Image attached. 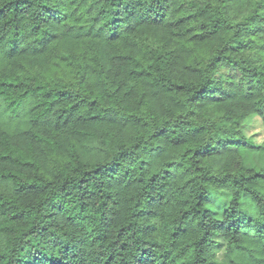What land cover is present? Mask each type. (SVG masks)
<instances>
[{
    "label": "trees",
    "instance_id": "1",
    "mask_svg": "<svg viewBox=\"0 0 264 264\" xmlns=\"http://www.w3.org/2000/svg\"><path fill=\"white\" fill-rule=\"evenodd\" d=\"M254 116L264 0H0V264H264Z\"/></svg>",
    "mask_w": 264,
    "mask_h": 264
},
{
    "label": "rangeland",
    "instance_id": "2",
    "mask_svg": "<svg viewBox=\"0 0 264 264\" xmlns=\"http://www.w3.org/2000/svg\"><path fill=\"white\" fill-rule=\"evenodd\" d=\"M242 128L248 144L254 148L262 144L264 141V122L259 117H250L243 123ZM247 153L245 162L247 166L264 169V152L249 150ZM214 198L213 202L209 204V208L219 217L228 199L221 195H215Z\"/></svg>",
    "mask_w": 264,
    "mask_h": 264
}]
</instances>
